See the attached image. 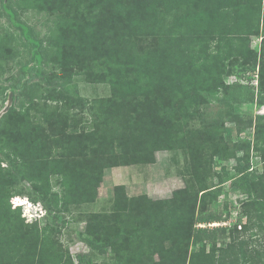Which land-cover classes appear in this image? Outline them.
Masks as SVG:
<instances>
[{
	"label": "trees",
	"instance_id": "16d2710c",
	"mask_svg": "<svg viewBox=\"0 0 264 264\" xmlns=\"http://www.w3.org/2000/svg\"><path fill=\"white\" fill-rule=\"evenodd\" d=\"M76 1L86 5V15L75 17L66 35L51 30L47 52L55 63L83 56L82 68L92 71L89 80L102 81L108 76L114 93L89 101L80 96L76 83L67 82L50 97L60 114L58 132L62 136L60 141L53 139L54 145L75 149L67 161L66 157H37L33 150L9 143L12 128L8 124L14 114L9 111L2 117L0 154L8 166L0 165V222L17 227L16 236L7 242L0 238L3 247L10 245L4 250L0 247L5 263L99 264L88 252L74 258L61 243L60 228L40 226L38 221L29 226L21 217L22 208L13 207L12 198L27 194L55 212L95 201L106 168L155 163L157 151L173 149L177 132L197 114L203 99L208 103L222 94L229 100L246 99L226 82L233 60L260 59L264 85V0H25L18 5L23 11L67 8L71 12L70 4ZM253 37L262 38L260 53L252 46ZM148 40L150 44L141 48ZM68 51L72 54L67 57ZM40 53H36L39 62ZM88 63L95 68L85 66ZM121 71L127 76L121 78ZM87 107L90 118L84 116ZM19 113L25 122L30 107L24 105ZM261 126L260 121L256 132L264 151ZM198 131L201 143L190 145L196 171L201 147L209 145L216 153L223 150L211 130ZM75 157L81 160V169L70 168ZM85 158L90 161L88 167ZM249 169L250 163L245 164L240 179L233 181L237 187L247 186L249 200L244 203L246 215H242L246 221L240 218L231 227L198 225L227 221V215L213 209L197 215L198 206L207 195L215 196L217 187L197 188L191 182L161 200L147 194L130 196L125 185H116L114 210L86 221L84 241L103 252L111 248L114 264H264L263 251L240 238L246 232L257 235L256 229L264 232V172L253 186L247 182ZM56 175L61 176V194L52 183ZM24 181L31 183V191ZM27 226L31 228L28 233L24 231ZM197 245L199 249L193 250ZM16 249L22 252L10 257Z\"/></svg>",
	"mask_w": 264,
	"mask_h": 264
},
{
	"label": "rangeland",
	"instance_id": "374dc122",
	"mask_svg": "<svg viewBox=\"0 0 264 264\" xmlns=\"http://www.w3.org/2000/svg\"><path fill=\"white\" fill-rule=\"evenodd\" d=\"M19 1L26 3L25 0H0V125L2 117L10 111L14 118L8 124V127L12 128L9 132V143L31 149L37 153V157L44 155H49V158L66 157L67 161V157L75 153V149L73 147L60 149L54 145L53 139L60 141L62 136L58 132L60 114L56 102L50 97L67 82L76 83L80 96L89 101L110 97L114 89L107 73L106 80H89L88 73L92 71L90 67H87L88 72L82 68L83 56H73L68 63H55L51 54L47 52L48 41L52 40L51 30L66 35L70 22H73L75 17L86 15V5L76 1L70 4L74 8L71 12L67 8L65 11L47 12L32 8L23 11L19 8ZM150 42L145 41L141 48ZM261 43L262 38L253 37L252 46L257 53H260ZM40 50L41 62L36 60V53ZM71 54L72 52L68 51L67 57ZM85 66L93 65L88 63ZM260 67V59L249 63L240 58L233 60L229 65L232 74L226 77V82L233 85L237 92L245 94L246 99L229 100L224 98V94L220 99L208 103L203 99L197 114L185 122L182 132H177L173 149L157 151L155 163L106 168L95 201L78 207L71 206L70 211L55 212L47 208L43 202H34L27 194L17 195L25 198L24 201L27 199L32 201L25 210H22L21 217L29 226L38 221L40 226L50 224L60 228L61 243L65 248H69L74 258L80 252H88L99 264H114V255L111 248L103 252L102 248L92 247L84 241L86 221L92 215L114 210L116 185H125L130 196L147 194L152 199L161 200L172 197L176 189L184 188L191 182L195 183L197 188L203 185L211 186L213 189L217 187L216 195H207L206 201H202L201 206H198L197 215L201 216L213 209L217 212L222 211L228 219L198 225L203 227L235 225L241 221L242 215H246L243 213L244 203L249 200V193L246 190L247 186L237 187L233 181L240 179L241 168L248 163H250L248 184L252 185L264 172V151L258 144L256 132L260 121L261 127H264V85L261 84ZM119 75L121 78L127 76L123 71L119 72ZM9 105L8 111L5 112ZM24 105L30 107V114L25 122H21L19 111ZM84 116L90 118L88 107ZM3 122H6L5 118ZM199 128L211 130L223 145V150L216 153L209 145L201 147L202 151L198 157L199 170L196 171L192 163L190 145L201 143ZM0 158L4 159L1 154ZM88 158H85L86 167L90 162H87ZM69 164L71 169L83 167L81 160H77L76 157ZM0 165L7 167L8 161L4 159L0 161ZM196 172H199L200 178L195 175ZM37 176L40 177V174ZM60 178L58 175L53 176L52 183L55 185L54 190L61 194L62 190L58 184ZM199 180L202 182L199 183ZM23 185L27 191L32 190L29 181H24ZM14 201L19 203L20 199ZM38 208L42 209V216L36 219ZM242 219L246 221L247 217ZM64 221L66 224H63ZM29 226L24 228L27 233L31 231ZM255 231L257 235L251 236V232H246L240 238L249 240L253 248H259L264 253V232L257 229ZM15 233L17 227L10 228L3 221L0 222V238L3 241L7 242ZM8 246H10L8 243L4 247L0 244L3 250L8 249ZM192 249H199V245L192 246ZM21 252L16 249L10 257L15 258ZM220 254L222 253L219 252ZM4 259L5 254L0 252V264H11L5 263ZM158 259L156 255V260Z\"/></svg>",
	"mask_w": 264,
	"mask_h": 264
},
{
	"label": "clouds",
	"instance_id": "9594fccd",
	"mask_svg": "<svg viewBox=\"0 0 264 264\" xmlns=\"http://www.w3.org/2000/svg\"><path fill=\"white\" fill-rule=\"evenodd\" d=\"M16 199H20V202L18 203V202H15L14 200H16ZM24 199L25 198H23L22 196H14L13 198H12V204H13V207H21L22 208V210H25V207L28 205V203H32V201L30 202L28 199L27 200H25L24 201ZM42 209H37L36 210V214H35V216H36V219H38V218H40L42 215Z\"/></svg>",
	"mask_w": 264,
	"mask_h": 264
},
{
	"label": "water",
	"instance_id": "95a60500",
	"mask_svg": "<svg viewBox=\"0 0 264 264\" xmlns=\"http://www.w3.org/2000/svg\"><path fill=\"white\" fill-rule=\"evenodd\" d=\"M10 100H11V101L13 100L12 95L10 96ZM9 107H10V105H9L8 107H6L5 112L8 111Z\"/></svg>",
	"mask_w": 264,
	"mask_h": 264
},
{
	"label": "built area",
	"instance_id": "2783aa9c",
	"mask_svg": "<svg viewBox=\"0 0 264 264\" xmlns=\"http://www.w3.org/2000/svg\"><path fill=\"white\" fill-rule=\"evenodd\" d=\"M241 227V226H240Z\"/></svg>",
	"mask_w": 264,
	"mask_h": 264
}]
</instances>
